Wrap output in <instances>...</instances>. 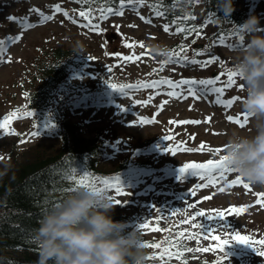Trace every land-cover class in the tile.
I'll return each instance as SVG.
<instances>
[{"label":"rangeland","instance_id":"rangeland-1","mask_svg":"<svg viewBox=\"0 0 264 264\" xmlns=\"http://www.w3.org/2000/svg\"><path fill=\"white\" fill-rule=\"evenodd\" d=\"M154 1L157 0H144L143 5L126 6L123 16H110L104 21H94L101 26L100 32H94L80 26L85 23L78 15L81 10L69 0H0V40H5V59L11 57V63H0V122L12 112L17 114L11 119L8 129H0V162L6 158V150H11L14 146H28L33 152L35 145L43 147L56 144L61 134V124L66 121L74 125L85 138L98 136L103 140L98 165L106 174L105 177H93L109 180L120 177L121 186L128 194L117 195L114 188L104 194L107 197L112 196L113 203L116 199L122 202L114 203L112 218L125 216L129 223L128 230L136 228L143 243H160L170 234L175 239L176 233L184 229L200 232L201 229H191L189 225L180 224L185 212L192 215L205 210L207 214L214 216L209 210L253 205L242 215H227L222 222L224 226L220 221L203 217L195 222L202 225V230L215 229L214 235H219L222 240H229V245L224 250L228 256L225 264H264V256L257 255L254 250L264 251V246L254 243L253 249L231 239L238 232L253 241L264 240V207L256 205L255 195L264 192V188L250 186L248 190L242 185L227 187L237 178L236 173H227L215 188L197 189L196 185L201 180L188 174L182 179L178 178L179 168L186 163H204L209 159H219L223 151L216 153L209 149H223L233 130H239L244 135L254 134L250 118L243 128L226 119L228 115L235 118L242 117L243 114L240 101L244 91L240 87L239 79L236 78V84L227 88L222 97H240L231 107L210 104L215 101V94L202 96L198 100L192 97L175 99L166 95V86H161L158 90L160 95H156L157 90L145 88L129 89L125 95L110 87L111 84H137L162 78H214L209 73L212 69L222 70L225 78H221V81H226L228 69H233L237 54L245 41L241 45L238 37H231L223 43L220 42V48L217 46L215 49V38L212 40L211 36L214 28L211 25L207 29L201 3L199 0H192L188 5L203 27V30L199 29L200 35L196 44H201L200 38H209L210 48L205 49L201 44L197 50H202L203 55L194 56L190 51L194 49L190 39H185L190 53L189 60L203 61L216 56L225 58L228 64L219 65L217 60L206 67L191 63H169L163 65L162 71L153 72V69H159L162 62L168 59L152 54L150 46L161 45L167 49L181 34L176 33L172 26L169 32L163 30V25L167 22L164 21V16H156V10L150 7ZM2 2H5L3 7ZM56 4H60L79 23H72L60 13L53 20L41 24L39 14L30 11L38 8L45 15H52L53 6ZM235 4L238 10L246 13L247 18L250 14L258 16L261 26L264 27V0H235ZM10 16L17 20L10 21ZM140 16L150 19L152 23H145ZM22 22L31 23L35 27L24 29ZM206 29L210 34L205 32ZM21 33L20 41L15 44L8 42L9 37L14 38ZM195 36L193 33L189 38ZM129 43L136 46L126 47ZM141 43L144 48L139 47ZM55 48L64 49L67 53L64 59L67 74L57 85L46 109L39 113L28 108L29 94L39 87L41 82L38 80V69L46 61L47 64L51 62ZM133 54L141 59L135 62L122 59L125 55ZM221 86V82L216 85ZM149 96L153 99L147 104L142 103L148 101ZM165 99L169 103L161 110L159 105ZM29 112L32 113L31 116L27 115ZM206 117L213 119L210 123H203ZM142 119L153 122L142 124ZM172 120H201L202 123L178 125L171 124ZM49 123L54 127H46ZM193 136L195 139H192ZM201 143L206 145L204 151L183 150L198 148ZM166 148L173 151L167 152ZM116 164H123L124 167L114 173L112 168ZM220 186L225 187L223 193L219 191ZM193 191L195 195L191 194ZM206 196L213 198L204 200ZM190 203H196L197 207L189 209L187 205ZM142 223H147L149 227L139 228ZM180 243L181 251L186 248L205 247L212 250L184 251L180 259L166 257L161 260V249L145 247L147 257H157L146 259V264H192L199 260L220 264L224 259V253L218 250V242L211 239H200L199 242L182 240ZM163 247L167 245L162 244Z\"/></svg>","mask_w":264,"mask_h":264},{"label":"clouds","instance_id":"clouds-1","mask_svg":"<svg viewBox=\"0 0 264 264\" xmlns=\"http://www.w3.org/2000/svg\"><path fill=\"white\" fill-rule=\"evenodd\" d=\"M222 20L230 21L245 41L233 70L239 73L244 91L240 110L249 114L254 134L233 130L223 145V155L245 183L264 188V27L250 14L236 24L233 0H216ZM152 54L169 58L161 45H151ZM115 204L85 188L75 190L50 208L35 229L38 246L35 264H146L148 253L136 228L112 218Z\"/></svg>","mask_w":264,"mask_h":264},{"label":"trees","instance_id":"trees-1","mask_svg":"<svg viewBox=\"0 0 264 264\" xmlns=\"http://www.w3.org/2000/svg\"><path fill=\"white\" fill-rule=\"evenodd\" d=\"M105 1L109 2V6L117 3V0H92L91 8L96 10ZM201 1L204 14L212 18L216 33L230 36L235 26L230 21L220 19L223 13L217 12L216 0ZM156 3L157 8L164 12L165 22L174 28L177 26L171 23L174 19L194 17L188 0H160ZM233 4L235 11L231 20L240 24L247 16L237 9L235 0ZM84 7H88V4ZM197 23V19H188L181 26L196 27ZM195 37L191 41L199 39L198 35ZM185 39V34L181 33L167 50L171 53L178 50L180 45L186 47ZM200 39L204 43L209 42V38ZM186 54L189 55V50ZM66 56L64 49L55 48L52 52L53 61L50 64L46 62L38 69V80L41 83L29 94L27 106L30 110L41 113L47 107V99L66 76V65L63 61L59 62ZM97 137L85 138L76 131L75 126L62 122L61 136L56 144L43 147L35 145L33 152L31 147L21 150L14 147L7 158L0 162V264H35L39 249L34 235L39 221L50 208L73 192L69 189L75 186L65 178L67 164H71V167H85L90 173L99 172L97 163L101 142ZM115 221L127 222V218L121 216Z\"/></svg>","mask_w":264,"mask_h":264},{"label":"snow or ice","instance_id":"snow-or-ice-1","mask_svg":"<svg viewBox=\"0 0 264 264\" xmlns=\"http://www.w3.org/2000/svg\"><path fill=\"white\" fill-rule=\"evenodd\" d=\"M78 2L87 3L88 0H78ZM189 3H192V0H188ZM135 4H144V0H118L119 7L116 8L114 6L104 7L100 8L98 10L99 15L93 13V10L91 8L87 10H81L79 11L78 15L85 23L80 24L81 27H87L89 30L94 32H100L101 26L99 22L94 21H104L107 20L110 16H123L124 15V9L126 6H132ZM150 7L153 9L157 8V5L153 4ZM30 11L35 12L39 14L40 16V23L43 24L45 22L51 21L54 19L56 14L62 13L64 17L69 18L72 23L78 24L79 21L69 16V12L62 9L60 4H56L53 6V14L52 15H45L43 12L40 11L38 8L30 9ZM156 16H163V11H155ZM10 21H16L17 18L10 16L8 18ZM141 20H144L145 23L151 24L152 21L150 19H146L144 16H140ZM188 19H195V17H189L184 16L180 20H173L171 23L173 25H177L175 28L176 33H183L185 34V38L189 34H196L200 35V30L197 29L194 25L192 27L187 26H181L184 24V21ZM22 26L24 29H29L35 27V25L31 23L22 22ZM130 27H135V25H129ZM170 24L166 23L163 25V30L165 32L170 31ZM238 31L235 29L232 35H237ZM22 39V33L20 35L8 38V42L15 44L16 42L20 41ZM224 37H220V42L223 43ZM239 41L241 45L243 44V37L239 35ZM195 43V41H193ZM128 48H133L136 45L134 43H129L125 45ZM140 48H144V44H139ZM7 51V48L5 47V40H0V63H11V57H8L5 59V52ZM188 49L184 45H180L178 50H173V52L170 53L169 59L162 62L161 67L159 69H153V72H158L163 70V65L169 64V63H191L193 65L199 64L201 67H206L208 65L213 64L214 61L218 59L216 56H211L207 60H197V59H191L189 60L188 55L186 54ZM119 57V54H116ZM194 56H201L203 55L202 50H193ZM122 59L126 62H135L141 57L133 55H125L122 57ZM225 73L221 72L218 75H216L214 78H208V79H194V78H181L180 80H173L170 78H162V79H155V80H149L144 82H138L137 84H122L117 86L116 84H111L110 87L114 91H118L120 93H123L127 95V90L129 89H139V88H145V89H153L157 90L156 95H160V92L158 91L161 86H166L167 91L166 95L169 98H175V99H187L189 97H192L194 99H200L202 96L215 94V103L217 105H224L225 107H231L233 105L234 101H237L240 99L239 96L233 97L231 99H222L221 97L224 96L225 90L227 88H232L236 84V78L239 77V73L237 71H234L233 69H228L226 73V81H221V77L224 76ZM221 82L223 86L216 87L217 83ZM199 85L200 87L197 88L196 86ZM241 87V86H240ZM153 99L152 96H149L148 101H142V103L147 104L149 101ZM169 100L165 99L163 102L159 105V108L163 110L166 105H168ZM16 112H12L9 114L8 117H5L3 122H0V129H8L9 123L12 118L16 117ZM28 116H31L32 113H27ZM243 119L241 120L240 117H233L232 115H228L226 119L229 122H234L241 128L245 127L249 117V114L243 113L242 114ZM213 117H206L203 123H210L212 121ZM151 120H145L142 119V124H148L152 123ZM171 124H178V125H199L202 123L201 120H172L170 121ZM46 127H54L53 124L49 123L46 125ZM9 132H11V129H9ZM166 139H171V137H166ZM192 139H195L193 136ZM206 145L204 143H201L198 148H185L183 149L186 152H196V151H204ZM224 149L217 148V149H209V151H214L216 153L222 152ZM165 151L172 152L173 149L166 148ZM227 173H235V170L230 166L228 162V158L224 155H221L219 159H209L204 163H186L182 167L179 168V179H182L186 174L198 177L201 180L200 184L196 185L197 189L200 188H215L219 185L220 180H223L225 177V174ZM65 178L68 180H71L74 183V187L70 188L69 191H75L80 188H85L90 191H93L99 196H104V194L110 189L114 188L117 195H127L128 193L124 191V188L121 186L120 177L114 178V180L109 179H101L93 177L89 172L86 170L81 171L77 168H69L68 171L65 173ZM235 185H242L245 189L250 190V185L247 183H244L243 179L239 176L235 180H232L227 187L231 188ZM219 191L223 193L225 191V187L220 186ZM192 195H195V192L193 191L191 193ZM257 199H256V205L260 207H264V192L255 193ZM108 198L113 202V197L108 196ZM212 196H206L204 197V200H210L212 199ZM115 204L122 203L119 199H116L114 201ZM253 205H242V206H231L228 209H211L210 212L214 213L215 215H209L205 210H200L197 212H194L192 215H188L187 212L184 213V218L180 221L181 225H189L191 229H201L200 232L195 231H188L187 229L178 231L176 233V238L173 239L171 234L165 239V241H162L160 243H152V244H146L142 242L143 247H152L156 249H161L159 253V259L164 260L166 257L168 259H171L172 257H175L177 259H180L183 256V252H208L212 249L210 248H186L181 251L182 244L180 243L182 240H196L199 242L200 239L208 240L211 239L215 242H218V250L222 253H224V259L220 262V264H225V261L228 260V256L225 254V246L229 245V240L227 239H221L219 235H214L215 229L212 230H202V225L196 223L195 221L198 218H207L211 221H220L221 225L223 220L227 215H242L244 212L248 210L249 207H252ZM189 209H195L197 207L196 203H190L187 205ZM175 215V213H173ZM141 229H146L149 227L147 223H142L138 226ZM226 227V226H225ZM153 231L161 230L163 229H152ZM233 242L240 243L243 245H247L249 247L253 248L254 243H258L262 246H264V240L260 241H253L250 237L241 235L240 233L236 232L231 237ZM162 244H166L167 247L162 248ZM254 249V248H253ZM256 251V254L259 256H264V251H259L258 249H254ZM156 256L153 257H147L146 259H155Z\"/></svg>","mask_w":264,"mask_h":264}]
</instances>
